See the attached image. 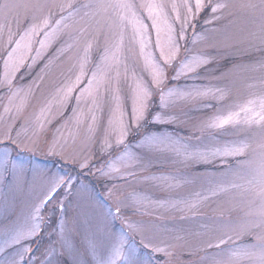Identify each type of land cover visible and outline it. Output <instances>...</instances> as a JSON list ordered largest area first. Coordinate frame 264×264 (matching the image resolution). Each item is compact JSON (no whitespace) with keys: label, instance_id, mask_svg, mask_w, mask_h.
<instances>
[{"label":"snow or ice","instance_id":"snow-or-ice-1","mask_svg":"<svg viewBox=\"0 0 264 264\" xmlns=\"http://www.w3.org/2000/svg\"><path fill=\"white\" fill-rule=\"evenodd\" d=\"M0 109V264H264V0H0Z\"/></svg>","mask_w":264,"mask_h":264},{"label":"rangeland","instance_id":"rangeland-1","mask_svg":"<svg viewBox=\"0 0 264 264\" xmlns=\"http://www.w3.org/2000/svg\"><path fill=\"white\" fill-rule=\"evenodd\" d=\"M250 27H251V25H249L247 23L246 19L244 17H241L239 29L234 32V39L237 41L243 40L244 36L246 35V30ZM239 47L241 49H243V48L247 47V45H246V43H243V44H240ZM74 54H75V52L72 53V55H74ZM252 55L258 56L259 53H253ZM229 62L230 63H241V62L249 63L250 61H249V57L247 55L238 54V55L230 57ZM63 67L67 68V63H65V65H63ZM37 71H39V69H37ZM34 75H35V73L32 74V76H34ZM258 75H259L258 73H253V72H248V71H240V72L236 73L233 77L232 100L233 101H243L245 98H247L249 96V94L251 92L258 91L257 88H249L248 87V85L251 84L253 82V80L258 77ZM32 76L27 77L24 80V83H28L29 81H31ZM60 78H61V68L56 66V65H53L50 68V73H49L48 79L45 82L44 86L42 87L41 93L47 95V93L49 91L54 89V87L59 82ZM204 82H207V81H204ZM182 83H183V81H182ZM0 111H2V109H0ZM190 115L193 116V118H196V117L201 116L202 113L198 112V111H192L190 113ZM182 134H186V133H182ZM21 155L24 158H28L27 154L22 153ZM33 159H35V158H33ZM51 163L52 162L49 161L48 165L51 166ZM154 170L155 169H152V171H154ZM198 170L203 171V169H198ZM131 188H135L141 192H144L145 190L151 191L150 186L148 184H144V183H133L131 185ZM131 188L129 190H131ZM157 195H159V193H157ZM230 206H231V204L229 202H226L222 199V200L211 202L206 208L202 209V211H204L208 215H213V210H216L218 212L221 208H227ZM241 207H243V205H241ZM239 214H241L239 211L233 212L234 216L239 215ZM159 215H160V213L157 211L153 218H158ZM0 219H3L2 210H0ZM172 219H173V217L171 216V214H168L165 217V221L168 223L169 227H171Z\"/></svg>","mask_w":264,"mask_h":264}]
</instances>
